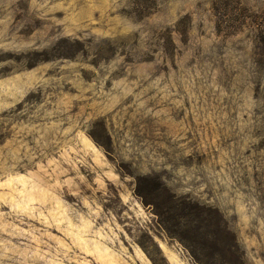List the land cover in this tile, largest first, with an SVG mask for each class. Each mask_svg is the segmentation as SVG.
<instances>
[{"label": "rangeland", "instance_id": "374dc122", "mask_svg": "<svg viewBox=\"0 0 264 264\" xmlns=\"http://www.w3.org/2000/svg\"><path fill=\"white\" fill-rule=\"evenodd\" d=\"M0 264H264V0H0Z\"/></svg>", "mask_w": 264, "mask_h": 264}]
</instances>
